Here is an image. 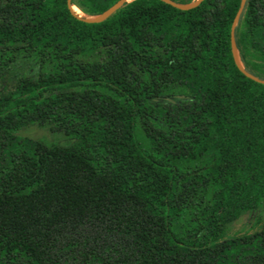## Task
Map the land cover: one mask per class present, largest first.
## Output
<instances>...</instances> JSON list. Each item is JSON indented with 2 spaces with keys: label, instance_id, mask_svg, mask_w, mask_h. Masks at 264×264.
Returning a JSON list of instances; mask_svg holds the SVG:
<instances>
[{
  "label": "trees",
  "instance_id": "1",
  "mask_svg": "<svg viewBox=\"0 0 264 264\" xmlns=\"http://www.w3.org/2000/svg\"><path fill=\"white\" fill-rule=\"evenodd\" d=\"M241 3L87 22L67 0H0V264H264V84L234 53L264 80V0L233 42Z\"/></svg>",
  "mask_w": 264,
  "mask_h": 264
},
{
  "label": "water",
  "instance_id": "2",
  "mask_svg": "<svg viewBox=\"0 0 264 264\" xmlns=\"http://www.w3.org/2000/svg\"><path fill=\"white\" fill-rule=\"evenodd\" d=\"M132 1L133 0H121L118 3H116L111 9H109L104 15L99 16V17H88L85 14H83V15L79 14L75 10V6L72 5V0H67L68 6L72 10V12L74 13V15H76L79 19L84 20V21H87V22L104 20V19L110 17L114 12H116L125 3H130ZM163 1H166L167 3L173 5V6L177 7V8L187 9V8H192V7L198 6L202 0H195L194 3H192L191 5H187V6L178 5L177 3H175L172 0H163ZM246 2H247V0H242L241 7H240V9H239V11L237 13V16L235 18V21H234V24H233V27H232V39H233V42L235 41V31H236V27L238 25V22H239V19H240L241 15H242V13L244 11ZM234 53H235L236 60H237V62L239 64L241 70L244 72V74L246 76H248L249 78L253 79L254 81H257L259 83L264 84V80L255 77L254 75L248 73L245 70V68H244V66H243V64L241 62V59L239 57V54H238V51H237V48H236V45L235 44H234Z\"/></svg>",
  "mask_w": 264,
  "mask_h": 264
},
{
  "label": "rangeland",
  "instance_id": "3",
  "mask_svg": "<svg viewBox=\"0 0 264 264\" xmlns=\"http://www.w3.org/2000/svg\"><path fill=\"white\" fill-rule=\"evenodd\" d=\"M8 81H7V80ZM5 80L8 82V90H13L12 86H13V79H10L9 76L8 78H6ZM3 87H5V84L3 83V76H1V72H0V95L6 93L8 90H4ZM23 136L32 138V139H39V138H45L47 137L49 140L53 141V140H57L56 137L52 136L49 132L38 129V128H33L30 129L27 132H24L22 134ZM62 141V140H61ZM5 144V140H0V158L2 157V154H6V147L4 146ZM259 216H264V211H262L261 213L258 214ZM257 220V215L254 216H246L244 218H242L241 220H239L235 226L232 229V233L233 234H238V233H245L247 232L251 226L253 224L256 223Z\"/></svg>",
  "mask_w": 264,
  "mask_h": 264
},
{
  "label": "bare ground",
  "instance_id": "4",
  "mask_svg": "<svg viewBox=\"0 0 264 264\" xmlns=\"http://www.w3.org/2000/svg\"><path fill=\"white\" fill-rule=\"evenodd\" d=\"M75 10H76L79 14L83 15V13H82L77 7H75Z\"/></svg>",
  "mask_w": 264,
  "mask_h": 264
}]
</instances>
